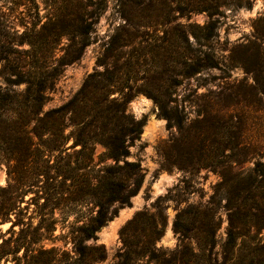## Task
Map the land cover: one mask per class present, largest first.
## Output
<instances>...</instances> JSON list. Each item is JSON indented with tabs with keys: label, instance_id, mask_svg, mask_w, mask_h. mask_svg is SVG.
I'll use <instances>...</instances> for the list:
<instances>
[{
	"label": "trees",
	"instance_id": "obj_1",
	"mask_svg": "<svg viewBox=\"0 0 264 264\" xmlns=\"http://www.w3.org/2000/svg\"><path fill=\"white\" fill-rule=\"evenodd\" d=\"M79 3L78 15L74 18L76 25H73L70 13L55 14L34 34L37 43L50 40L52 44L57 42V37L67 36L69 43L64 53L60 56L31 54L29 59L14 61L15 66L7 73L15 76L10 82L26 87L22 92L0 91V145L3 146L0 158L9 165V184L0 187V225L11 223L12 231L14 227L24 225L18 219L21 206L17 195L23 187L42 189L44 204L40 208L50 210L51 216L41 219L31 232L32 238L29 241L21 239L18 247H30L44 239L52 241L59 223L69 222L74 215L68 213L62 220L55 217L62 206L66 205L72 212L91 204L94 208L88 212L75 211L77 216L71 225L77 250L74 263H66L65 253L59 256L60 250L55 247L34 254L36 263L43 254L49 255L50 264H93L106 260L105 246L97 244L98 232L117 214L116 204L121 207L131 204L146 177L141 163L129 159L130 149L141 140L144 126L143 120L127 113L128 103L136 93L116 91L115 74L110 68L90 74L72 98L59 107L45 110L64 69L80 60L91 43L96 23L93 18L98 13L89 11V7L95 5L91 0ZM252 5V0L180 2L178 12L181 16L202 12L210 16V21L200 27L198 48L183 63L187 69L183 71L185 76L198 77L217 67L215 55L205 49L212 48V41L217 36L220 17L224 15L221 7L239 9ZM263 22L264 17L258 19L255 38L249 42L251 46H244L242 65L248 74L253 75L254 94L264 108ZM27 29L26 26L25 31ZM30 44L32 48L36 46ZM251 50L252 56L248 54ZM1 61L10 62V57L5 56ZM116 93L121 97H113ZM235 93L221 91L219 100L237 99ZM153 98L169 127H176L179 132L167 143L171 147V156H178L176 160H170V164L185 171L192 166L210 169L221 179L207 206H190L181 211L175 221L176 232L185 241L195 240L196 246L182 244L167 256L165 251L154 247L159 231L155 221L148 218L153 228L150 244L143 239L134 244L125 240L115 264H141L145 258L148 264H264V235H261L264 230V161L258 160L250 173L237 168L244 162L248 151L241 140V126L228 109L234 103L225 105L226 109H218L220 103L211 100L202 117L186 129L188 121L180 116L178 108H169L163 97L153 95ZM97 145L105 148L98 161ZM219 194L225 201L223 208L229 221L221 258L215 253L221 219L217 212H211L219 203ZM145 217V212H139L124 230L141 223ZM42 229H45L46 236L41 233ZM88 241L94 244L87 245ZM142 243L146 246H141Z\"/></svg>",
	"mask_w": 264,
	"mask_h": 264
},
{
	"label": "rangeland",
	"instance_id": "obj_2",
	"mask_svg": "<svg viewBox=\"0 0 264 264\" xmlns=\"http://www.w3.org/2000/svg\"><path fill=\"white\" fill-rule=\"evenodd\" d=\"M80 1L0 0V59L10 57V62H0L2 93L22 92L26 87L24 84L13 85L10 82L15 76L7 73L15 66L14 61L29 59L31 54L60 56L64 53L69 43L67 36L61 39L57 37V42L52 44L50 40L37 43L33 39L36 37L34 34L55 14L70 13L73 25H76L74 18L78 15ZM91 1L95 5L90 6L89 11L98 13L93 18L96 23L91 43L80 60L64 69L45 110L67 102L83 86L90 74L102 72L106 67L115 74L116 91L136 93L128 103L127 113L137 120H143L144 126L141 140L130 149L129 159L141 163L146 172L145 181L139 193L131 199L130 205L114 206L117 214L98 232L97 244L105 246L107 259L93 264L117 263V256L123 251L125 240L134 244L143 239V242L150 244L153 228L152 221L148 218L155 221L159 231L153 246L169 256L182 244L196 246L195 240L185 241L176 232L175 221L178 214L190 206H207L221 177L218 173L199 166H192L185 171L170 164V160H176L178 156H171V147L167 143L178 136L179 132L176 127H169L153 95L163 97L169 103V108H178L180 116L188 121L186 129L195 124L198 117H202V112L211 100L215 99L213 101L220 103L217 105L218 109H226L225 105L234 103L228 109L235 122L241 126V140L248 151L244 162L237 168L252 172L258 160L264 161V108L258 104L254 94V77L246 72L242 61L246 50L244 46H251L249 42L255 38L257 21L264 17V0H252L251 8L221 7L224 15L220 17L217 36L212 41V48L205 49L215 55L217 67L192 78L183 74L187 70L183 63L199 46L197 37L202 33L200 27L210 21L207 12L181 16L178 10L183 0ZM261 26H264V22ZM30 43L36 46L32 48ZM249 53L252 56V50ZM221 91L224 94L236 92L238 100L220 101ZM113 97L121 96L116 93ZM36 142L39 140L36 139ZM2 147L0 145V149ZM104 151L103 146L97 145V161ZM8 172L9 165L0 158L2 188L9 184ZM11 183L14 182L11 180ZM18 193L21 206L18 219L24 225L14 227V231L10 229L11 223L0 225V264H50L48 254L41 255L38 263L33 255L53 247L60 250L59 256L65 253L66 263H74L77 250L71 225L75 215L77 216L75 211H91L94 209L92 204L74 212L66 205L62 206L55 217L62 220L68 213L74 215L69 222L59 223L51 237L52 241L44 239L30 247H18L21 239L29 241L32 238L31 232L41 219L51 216L50 210L40 208L44 204L40 187H23ZM217 201L219 203L213 206L211 212H217L221 219L215 248L216 255L221 258L229 221L223 208L225 201L222 194H219ZM139 212H145L147 217L141 223L124 230ZM40 231L46 236L45 229ZM261 235H264V230ZM86 244L93 245L94 242L88 241ZM144 244L141 246H146ZM140 263L148 264L147 258Z\"/></svg>",
	"mask_w": 264,
	"mask_h": 264
}]
</instances>
